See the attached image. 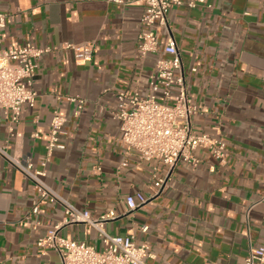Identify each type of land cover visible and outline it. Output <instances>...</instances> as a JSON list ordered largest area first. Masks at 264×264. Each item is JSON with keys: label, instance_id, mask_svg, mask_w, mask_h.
<instances>
[{"label": "crops", "instance_id": "1", "mask_svg": "<svg viewBox=\"0 0 264 264\" xmlns=\"http://www.w3.org/2000/svg\"><path fill=\"white\" fill-rule=\"evenodd\" d=\"M143 11L141 3L105 0H0L8 16L2 48L51 49L38 61L34 107L23 106L15 124L0 110V143L42 170L57 110L66 119L65 149L54 152L45 182L62 199L93 217L113 212L106 231L148 246L147 264H245L251 248L264 246V0H206L170 12L189 98L199 109L193 133L223 140L228 156L221 164L198 150L199 168L180 163L158 193L155 177L168 168L130 155L113 116L119 93H150L157 57L139 56ZM165 38L164 30L160 57ZM87 42L97 45L87 63L63 48ZM70 97L85 100L79 113ZM136 193L150 201L128 212L126 198ZM58 225L61 236L102 248L95 228L69 223L62 204L40 200L34 184L0 158V264H62L37 245Z\"/></svg>", "mask_w": 264, "mask_h": 264}, {"label": "built area", "instance_id": "2", "mask_svg": "<svg viewBox=\"0 0 264 264\" xmlns=\"http://www.w3.org/2000/svg\"><path fill=\"white\" fill-rule=\"evenodd\" d=\"M109 4L125 6L141 3L144 11L141 18L142 30L138 35V52L141 59L156 56L155 72L149 82L150 93L141 96L119 93L117 110L113 116L120 123V140L129 148V154L141 162H156L168 168L165 177H155L157 193L165 186L169 175L180 163L198 169L201 159L196 156L198 150L208 151L211 156L223 164L228 150L223 140L212 139L207 134L196 135L192 129V117L199 109L191 104L186 74L177 44L169 31V14L172 9L186 6L194 9L206 0H105ZM8 16L0 13V110L12 113V123H18L23 106L34 107L38 93L34 89V80L38 61L51 52L50 48H37L27 44L20 49L2 48V31L7 26ZM166 31L165 44L160 57L161 34ZM63 48L72 51L78 64L90 62L97 51L95 42L82 45L64 44ZM195 71V69H193ZM164 103H160L158 98ZM173 105H167L168 100ZM77 106V112L84 107L85 100L68 98ZM66 119L56 110L53 114L46 154L42 158L43 169L37 170L27 157L11 155L9 146L0 143V158L8 161L17 171L30 180L39 193L40 200L60 203L65 207L69 223H84L99 233L102 248L98 250L84 242L69 240L60 235L61 226H56L38 240V247L54 251L62 264H147L149 256L146 245H138L134 236H116L108 233L105 224L116 218L113 212L93 217L88 211H80L62 199L45 182L46 167L56 150H64L61 141L65 132ZM12 135L13 127H9ZM124 162L121 167H125ZM215 171L214 167L210 168ZM151 198V197H150ZM150 198L141 193L127 196L128 212L144 207ZM264 202V195L261 198ZM38 205L33 209L38 214ZM148 226L141 231L147 233ZM245 264H264V246L251 248Z\"/></svg>", "mask_w": 264, "mask_h": 264}, {"label": "rangeland", "instance_id": "3", "mask_svg": "<svg viewBox=\"0 0 264 264\" xmlns=\"http://www.w3.org/2000/svg\"><path fill=\"white\" fill-rule=\"evenodd\" d=\"M159 102H160V103H164V101H163V102H162V101H159ZM166 104H167V105H170V106L173 105V103H171V101H170V102H167Z\"/></svg>", "mask_w": 264, "mask_h": 264}]
</instances>
